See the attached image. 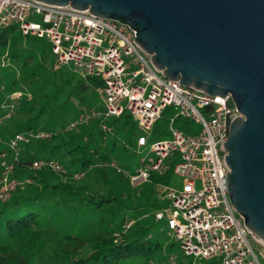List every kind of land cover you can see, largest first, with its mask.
Wrapping results in <instances>:
<instances>
[{
	"label": "built area",
	"instance_id": "2783aa9c",
	"mask_svg": "<svg viewBox=\"0 0 264 264\" xmlns=\"http://www.w3.org/2000/svg\"><path fill=\"white\" fill-rule=\"evenodd\" d=\"M69 5L57 7L34 0H0V29L15 26L24 36L45 38L56 65L71 64L82 79L97 77L101 80L96 91L103 109H86L67 127L98 119L107 132L110 127L105 119L126 112L139 130L149 135L165 109L172 108L167 122L168 137L149 144V152L154 157L142 158L133 173L114 161H109V166L137 185L148 181L151 172L165 170L168 159L173 163L172 173L181 178V183L178 186L170 182L159 184L158 198L169 200L170 205L157 208L154 220H165V235L177 241L185 255L200 261L264 264V243L246 230L226 189L223 172L229 169L224 167L222 155L226 153L224 141L228 138L230 116L244 117L232 95L229 92L224 96L208 94L165 77L150 62L151 55L141 52L133 42L134 29L114 19L91 15L88 9H71ZM19 91L10 93L2 107H13L23 93L30 97L29 92ZM177 117L190 120L199 128L193 133L184 132L175 125ZM51 134L25 130L9 138V152H0V200L7 199L12 190L29 182V179L13 177L20 144L49 138ZM147 135L137 137L138 147L147 145ZM174 153L178 154L177 160L173 159ZM29 168H49L58 176L68 175L66 167L52 157L35 158ZM83 175L84 172L73 174L76 178ZM175 261L172 256L170 264Z\"/></svg>",
	"mask_w": 264,
	"mask_h": 264
},
{
	"label": "trees",
	"instance_id": "16d2710c",
	"mask_svg": "<svg viewBox=\"0 0 264 264\" xmlns=\"http://www.w3.org/2000/svg\"><path fill=\"white\" fill-rule=\"evenodd\" d=\"M15 31V26L0 29V49L16 43L17 39L13 38ZM48 44L45 43L41 49V55L45 54ZM31 54L22 59V80L16 75L10 76V79L8 75L0 78V108L10 93L26 91L25 84L30 86V96L34 94L32 101L26 102L27 96L23 93L15 102L14 108L18 109L16 114L24 112L26 118L11 119V134L8 133L9 127L2 128L1 136L7 140L19 131H46L41 118L47 113L51 96L47 94L45 81H40L36 76L38 73L30 69ZM19 55L13 47L11 57L18 58ZM50 73L55 75L52 70ZM69 76L60 75L66 79ZM51 85L56 87L54 80H51ZM100 85L101 80L97 77L81 78L79 81L82 88L96 90ZM7 102L11 103L9 100ZM36 103L39 104L37 109ZM171 111L173 109L170 107L165 109L161 118L164 124L168 122ZM121 116L124 118L123 123L135 121L126 112ZM93 120L100 128L99 133H104L99 120ZM90 121L76 125H86L81 132L71 130L76 126L62 125L56 131H48L52 133L49 138L31 139L21 146L13 177L29 179V182L12 190L7 199L0 200V264H149L162 252L163 243L151 236L155 223L154 211L161 207L160 204L151 203L143 208L119 206L115 203L116 197L109 195L110 192L109 196L91 193L87 184L75 186L70 180H62L49 168H29V163L38 157L60 158L59 149L62 147L66 155L71 157L66 163L58 159L66 167L68 178L74 171L84 172L78 178L84 179L90 168L96 166L94 163L98 162L100 166L108 157L105 153H99V149L94 146L96 137L90 131ZM107 121L108 118L105 119L106 124ZM175 123L187 133L198 129L192 121L181 117H177ZM63 135H67L66 139ZM1 151L9 152L7 145L0 144ZM99 166L98 176L108 183L106 169H100ZM172 170L173 163L170 162L165 170L151 172L148 181L157 185L169 183ZM132 209H137V212L131 213ZM129 220L133 221L126 228ZM42 255L45 257L36 262ZM213 262V259H208L198 264Z\"/></svg>",
	"mask_w": 264,
	"mask_h": 264
},
{
	"label": "water",
	"instance_id": "95a60500",
	"mask_svg": "<svg viewBox=\"0 0 264 264\" xmlns=\"http://www.w3.org/2000/svg\"><path fill=\"white\" fill-rule=\"evenodd\" d=\"M34 1L123 22L165 77L232 95L244 117L230 116L226 189L246 230L264 243V0Z\"/></svg>",
	"mask_w": 264,
	"mask_h": 264
},
{
	"label": "rangeland",
	"instance_id": "374dc122",
	"mask_svg": "<svg viewBox=\"0 0 264 264\" xmlns=\"http://www.w3.org/2000/svg\"><path fill=\"white\" fill-rule=\"evenodd\" d=\"M13 38L17 39L15 44L10 43L7 47L0 49V78H6L5 76L16 75L20 80L23 77V68L21 67L22 59L32 55L30 58L31 67L35 72L38 73V78L40 81H45V87L47 88V94L51 96V100L48 102L47 113L41 118V123L45 125L46 131L58 130L62 125L68 126L71 122L76 121L80 118L81 113L86 109L102 110L103 102L99 96V93L92 89L91 87L82 88L79 86V81L81 77L75 71H73L71 64H60L56 65L54 56L50 51V46L46 48L45 54L41 55V49L44 48L47 40L45 38H39L36 36H23L20 35L19 31L13 33ZM33 45V46H32ZM49 45V44H48ZM15 50L20 54L18 58L11 57V49ZM4 57V62L1 60ZM5 63L2 65V62ZM52 68V69H51ZM53 73H50V71ZM60 75H70L67 79L61 78ZM25 79V78H23ZM51 80H54L55 86L51 85ZM26 91L30 92V86L25 84ZM21 92V91H19ZM37 92V90H36ZM33 91V93L36 94ZM32 97H27L26 102L32 101ZM31 98V99H30ZM17 99V98H16ZM3 105V104H2ZM39 104H35V109H37ZM18 109L8 106H1L0 108V144L6 146L8 140L1 136L2 128L9 127L8 133L11 134L13 129L11 128L12 120H24L26 114L24 112L16 114ZM164 116V115H163ZM124 118L110 117L108 118L107 125L110 130L99 133L100 128L97 126L95 120L89 122V127H91V132L96 137L94 141V146L99 149V153L107 154V161L100 163H94V167L90 168L84 179L80 180L78 178H73L72 176H59L62 180H70L75 186H81L87 184L91 193H99L104 196L112 195L116 197L115 203L119 206L130 205V207H145L148 204H160L161 206H169V200H160L158 198L159 185L152 183L150 181L142 182L137 185H133L130 181L125 178L122 174L117 173L112 167L109 166V161L116 162L122 169L133 173L140 165L141 159L145 158L148 160L150 157H154V154L149 152V144L158 139L168 137V126L167 123H163L161 118L154 125L153 132L147 135L146 133L139 130L135 121L123 123ZM197 128L198 125L193 123ZM176 125V123H175ZM86 125H78L76 128L71 129L74 131L81 132ZM65 133V132H63ZM147 135V145L145 147H138L136 144V139L139 135ZM66 139L67 135H63ZM11 137V136H10ZM9 137V138H10ZM87 138V137H86ZM23 146V144H20ZM22 148V147H21ZM59 159L61 162L66 163L71 160V157L66 155L64 149L60 147L59 149ZM173 159H178V154H173ZM100 162V161H99ZM166 163H170L166 159ZM98 166L100 169L103 167L106 169L108 183L102 181L98 176ZM170 183L174 186H178L181 183V178L172 173V178ZM108 195V196H109ZM131 213L135 214L137 209H132ZM122 209H120V212ZM133 220H129L125 227L127 228ZM166 224L165 220L155 221L154 227L151 230V236L153 239H157L163 243V250L159 253L154 262L149 264H170L171 257L175 258V263L181 262L182 264H188L191 261L200 263V260L194 258L193 256H188L183 253L179 243L172 238L165 235ZM47 251V250H46ZM168 252V253H167ZM40 258L36 259V262L41 261Z\"/></svg>",
	"mask_w": 264,
	"mask_h": 264
}]
</instances>
